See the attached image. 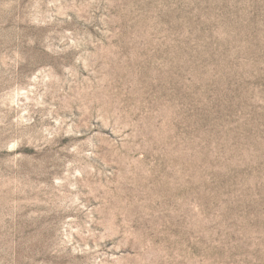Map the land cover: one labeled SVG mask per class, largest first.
<instances>
[{
    "label": "rangeland",
    "instance_id": "374dc122",
    "mask_svg": "<svg viewBox=\"0 0 264 264\" xmlns=\"http://www.w3.org/2000/svg\"><path fill=\"white\" fill-rule=\"evenodd\" d=\"M0 264H264V0H0Z\"/></svg>",
    "mask_w": 264,
    "mask_h": 264
}]
</instances>
